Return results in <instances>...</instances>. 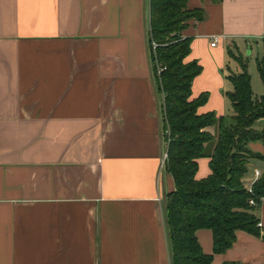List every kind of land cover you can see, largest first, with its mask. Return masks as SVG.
<instances>
[{
    "label": "crops",
    "instance_id": "crops-1",
    "mask_svg": "<svg viewBox=\"0 0 264 264\" xmlns=\"http://www.w3.org/2000/svg\"><path fill=\"white\" fill-rule=\"evenodd\" d=\"M187 8L206 14L182 32L185 62L202 67L191 99L207 94L198 114L229 120L230 52L263 57L264 0ZM150 24V0H0V264H171L175 182L164 172ZM249 148L264 155L261 142ZM198 165L196 180L212 174L209 158ZM257 170L264 160L248 164L246 189ZM256 215L264 232V198ZM236 235L215 254L213 232H196L211 264H264V240Z\"/></svg>",
    "mask_w": 264,
    "mask_h": 264
},
{
    "label": "trees",
    "instance_id": "trees-1",
    "mask_svg": "<svg viewBox=\"0 0 264 264\" xmlns=\"http://www.w3.org/2000/svg\"><path fill=\"white\" fill-rule=\"evenodd\" d=\"M218 3L221 0H212ZM188 0H150V57L158 93L162 95V135L167 145L164 172L175 182V190L166 195V229L171 264H211L196 237L200 229L214 236V253L222 254L236 242L238 231L264 240L256 215L264 198V175L254 185L253 194L242 179L252 160H264L249 144L264 145V92L255 97L248 63L242 55L230 57L239 66L227 80L233 90L227 93L233 115L227 120L215 113L198 114L208 95L191 99L192 83L201 74L197 61L186 63L191 39L182 32L188 22L205 20L202 9L190 11ZM154 44L156 47H154ZM264 87V55L257 60ZM210 159L212 174L196 180L198 160ZM253 199L255 206L250 205ZM228 264V263H226Z\"/></svg>",
    "mask_w": 264,
    "mask_h": 264
},
{
    "label": "rangeland",
    "instance_id": "rangeland-1",
    "mask_svg": "<svg viewBox=\"0 0 264 264\" xmlns=\"http://www.w3.org/2000/svg\"><path fill=\"white\" fill-rule=\"evenodd\" d=\"M243 58L247 61L248 63V70L251 75L252 79V89L255 97H260L263 95L264 92V87L262 83V79L260 77V74L258 73L257 69V60H258V55L257 52H254L252 55H247V51L243 53ZM230 69L232 73H238L237 72V63L235 60H231V63H229Z\"/></svg>",
    "mask_w": 264,
    "mask_h": 264
},
{
    "label": "built area",
    "instance_id": "built-area-1",
    "mask_svg": "<svg viewBox=\"0 0 264 264\" xmlns=\"http://www.w3.org/2000/svg\"><path fill=\"white\" fill-rule=\"evenodd\" d=\"M216 43H217V39L214 38V39H213V42H212V44H211V46H212V47H215V46H216ZM154 47H156L155 44H154ZM167 157H168V155L165 154V157H164V160H163V164L165 163ZM261 176H262V173H261L259 170H257V171L255 172V178H254L252 184L247 188V190H248V192H249L250 194H253L254 185H255V184L261 179ZM249 203H250V205H252V206H255V205H256V203H255V201H254L253 199H251Z\"/></svg>",
    "mask_w": 264,
    "mask_h": 264
}]
</instances>
